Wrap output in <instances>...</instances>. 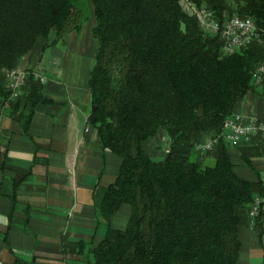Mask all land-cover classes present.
<instances>
[{
  "label": "trees",
  "instance_id": "1",
  "mask_svg": "<svg viewBox=\"0 0 264 264\" xmlns=\"http://www.w3.org/2000/svg\"><path fill=\"white\" fill-rule=\"evenodd\" d=\"M87 1L97 42L87 76L93 107L87 123L119 163L94 207L105 226L102 236L93 245L62 237L63 264H235L239 227L247 221L260 227L262 201L255 215L249 212L255 196L264 198V183L258 174L249 181L233 171L220 131L236 103L257 94L251 73L263 57L261 44L252 39L223 53L220 38L201 30L180 0ZM189 1L217 18H251L264 39V0ZM87 15L86 0H0L3 102L7 71L38 39L48 46L67 30L77 31ZM26 72L8 107L20 133L32 139L25 105L42 93V84ZM158 131L167 152L154 162L156 144L148 152L144 143ZM206 137L214 138L212 149L199 154L194 143ZM236 149L249 166L264 154V142L254 137ZM205 157L215 160L212 168L202 165ZM19 182L12 179V186ZM123 204L129 207L125 226L112 227L109 219ZM13 264L22 263L15 257Z\"/></svg>",
  "mask_w": 264,
  "mask_h": 264
},
{
  "label": "crops",
  "instance_id": "2",
  "mask_svg": "<svg viewBox=\"0 0 264 264\" xmlns=\"http://www.w3.org/2000/svg\"><path fill=\"white\" fill-rule=\"evenodd\" d=\"M86 5L88 15L77 31L67 30L48 46L38 39L15 63L44 75L42 95L65 99L50 112L31 109L28 133L32 139L20 133L0 96V264H13L15 257L22 264H63L62 237L89 240L93 245L105 228L94 207L102 187L112 182L119 158L101 148L91 125L87 132L83 130L90 110L87 76L97 46L90 35L94 21L87 0ZM52 38L49 32L46 43ZM46 49L47 60L39 68ZM51 102L43 100L45 105ZM232 113L263 119L264 104L259 95L249 93ZM152 141L148 147L158 143ZM236 148L227 145L233 171L249 181L258 174L264 183V154L252 157L247 166ZM18 178L13 187L12 179ZM261 201L260 227L247 221L238 229L235 264H264V198ZM128 214V205H121L110 217V225L123 228Z\"/></svg>",
  "mask_w": 264,
  "mask_h": 264
},
{
  "label": "built area",
  "instance_id": "3",
  "mask_svg": "<svg viewBox=\"0 0 264 264\" xmlns=\"http://www.w3.org/2000/svg\"><path fill=\"white\" fill-rule=\"evenodd\" d=\"M180 3L188 14L194 16L201 30L217 35L220 38V50L223 53L230 54L244 47L252 39H258L264 50V39L259 38V31L250 18H241L234 14L217 18L204 6H195L189 0H180ZM25 76L26 74L23 71L15 67L7 71V88L12 97L17 95ZM251 79L254 84H262L264 87V53L260 63L252 71ZM262 94L264 99V89H262ZM222 127L223 138L230 142L244 141L256 135L264 142V121L255 117H242L239 114H230L223 121ZM210 145L211 140L205 138L195 143L194 147L197 152L205 153L209 150ZM261 200V198L256 196L253 198L249 212L250 216L255 215Z\"/></svg>",
  "mask_w": 264,
  "mask_h": 264
},
{
  "label": "rangeland",
  "instance_id": "4",
  "mask_svg": "<svg viewBox=\"0 0 264 264\" xmlns=\"http://www.w3.org/2000/svg\"><path fill=\"white\" fill-rule=\"evenodd\" d=\"M239 17V16H238ZM241 18H249V17H241ZM251 19V18H250ZM252 20V19H251ZM47 56H48V49H46V50H44L43 51V56H42V59H41V61H40V63H39V68L43 65V63H44V61L45 60H47ZM43 67V66H42ZM15 68L16 69H18V70H20V71H23L25 74H26V76H27V72H26V69H21V68H18V67H16L15 66ZM90 69V68H89ZM32 75H33V77L35 78V79H37L41 84H43V82H44V80H45V77H44V75H42L41 74V72H39L38 70H33L32 71ZM26 76H25V78H26ZM25 78H24V80H25ZM24 80H23V82H24ZM7 82H8V77H7V74H6V82H5V86H6V90H7V100L6 101H4L3 102V104L5 105V106H8V101L9 100H11V99H14L17 95H18V93L20 92V90H21V87H22V85H21V87L19 88V90H18V92H17V95L16 96H14V97H12L11 95H10V92H9V90H8V88H7ZM254 84V83H253ZM262 89H264V87H263V85L262 84H260V85H257V87H256V92H257V95H259L260 97H261V99H262V101H263V104H264V99H263V94H262ZM260 93V94H259ZM41 94V93H40ZM42 95V94H41ZM65 100V99H64ZM50 105V104H49ZM46 106H48V105H46ZM91 107V106H90ZM32 109V108H31ZM90 109V108H89ZM91 110V109H90ZM90 113V112H89ZM88 113V114H89ZM87 114V115H88ZM231 114H237V113H231ZM239 116H242V115H240L239 114ZM87 117V116H86ZM242 117H245V116H242ZM252 117H254V116H252ZM256 118V117H255ZM260 120V119H259ZM87 121V120H86ZM89 122V121H88ZM91 122V121H90ZM86 128V130H84ZM84 132H87L88 131V129H89V125H88V123H87V125L84 127ZM222 132H223V127H222V129H221V131H220V135L222 136V140L226 143V147H227V145H230V146H232L233 145V147L234 146H236L237 148H239V146H240V148L241 149H243L244 148V146H245V144L247 143L248 144V142L252 139V138H254V137H259V136H252L251 138H249V139H247V140H244V141H240V142H230V141H228V140H226V139H224L223 138V135H222ZM157 136H155L154 138H150L149 140H153L152 142H158L155 146H154V149H155V147L156 146H159V148L158 149H155V150H159V152H160V155H156V156H154V157H157V156H160V157H163L165 154H166V152H167V141H166V138H165V136L160 132V131H158L157 132V134H156ZM206 138H208V139H210L211 140V145H210V148H209V150L208 151H210L211 149H212V146H213V144H214V138H212V137H206ZM149 140L147 141L146 140V142L144 143V147H145V150H149L150 149V147H148L147 145L149 144ZM262 140V139H261ZM199 141H201V140H197V141H195V143H197V142H199ZM263 141V140H262ZM195 143H194V146H195ZM242 143H245V144H242ZM242 144V145H241ZM148 147V148H147ZM195 148V147H194ZM196 151V150H195ZM197 152V151H196ZM197 153H199V152H197ZM200 154V153H199ZM206 158V157H205ZM203 161V160H202Z\"/></svg>",
  "mask_w": 264,
  "mask_h": 264
},
{
  "label": "water",
  "instance_id": "5",
  "mask_svg": "<svg viewBox=\"0 0 264 264\" xmlns=\"http://www.w3.org/2000/svg\"><path fill=\"white\" fill-rule=\"evenodd\" d=\"M44 99H50L52 102L50 105L46 106L44 103H43V100ZM64 101V98H61V97H58V96H51V97H46L44 95H41V94H35L33 95V97L31 98L30 101H27L26 105H25V108L27 111H29L31 108L35 109V110H39V111H45V112H50L51 110L53 109H59L60 107V104L61 102ZM32 103H34L33 106ZM90 109L92 110L93 107L91 106ZM93 119V116H92V113L90 112L87 117H86V120L87 121H92ZM159 146H156L155 149H158ZM166 157V154L164 155V157H160V156H157V157H151L150 160L151 161H160L162 158H165ZM215 163V160L214 159H211V158H204L203 161H202V165L203 166H207V167H210L212 168L213 165Z\"/></svg>",
  "mask_w": 264,
  "mask_h": 264
},
{
  "label": "bare ground",
  "instance_id": "6",
  "mask_svg": "<svg viewBox=\"0 0 264 264\" xmlns=\"http://www.w3.org/2000/svg\"><path fill=\"white\" fill-rule=\"evenodd\" d=\"M167 144V143H166Z\"/></svg>",
  "mask_w": 264,
  "mask_h": 264
}]
</instances>
